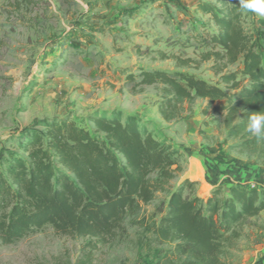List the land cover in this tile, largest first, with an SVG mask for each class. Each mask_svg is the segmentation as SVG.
<instances>
[{"label":"rangeland","instance_id":"rangeland-1","mask_svg":"<svg viewBox=\"0 0 264 264\" xmlns=\"http://www.w3.org/2000/svg\"><path fill=\"white\" fill-rule=\"evenodd\" d=\"M215 1L0 0V150L15 149L21 133L43 121H69L92 131L90 116L115 112L122 120L137 117L140 128L176 149L180 167L154 201L125 216L124 232L115 240L100 244L46 228L0 246V264H182L186 258L174 251L175 242L159 244L154 230L167 212L170 193L185 181L192 185L183 196L206 201L212 195L213 188L196 181L199 169L192 160L233 161L262 176L264 158L243 147L240 137L228 136L237 118L196 99L184 104L178 120L165 122L159 113L162 85L134 86L128 80L130 74L155 69L220 85L213 60L201 58L209 49L198 43L216 29L197 4L217 7ZM259 21L264 17L243 13V28L264 53ZM184 60L190 62L181 66ZM240 69L236 64L224 72ZM220 244L222 264H264V211L230 227Z\"/></svg>","mask_w":264,"mask_h":264},{"label":"trees","instance_id":"trees-1","mask_svg":"<svg viewBox=\"0 0 264 264\" xmlns=\"http://www.w3.org/2000/svg\"><path fill=\"white\" fill-rule=\"evenodd\" d=\"M201 2L216 29L199 37L209 49L220 85L184 72L141 70L128 75L134 86L162 85L159 113L165 122L180 118L184 104L196 99L217 104L216 113L237 118L228 136L264 158V138L246 131L247 117L264 111V53L242 26L239 0ZM264 31V21L258 22ZM190 61H181L186 66ZM239 64L241 69L224 72ZM138 80V81H137ZM92 131L69 121H43L21 133L16 148L0 150V246H9L51 228L55 234L107 244L123 234V220L156 199L180 172L178 151L140 128L135 116L92 115ZM5 154V155H4ZM151 176H155L151 180ZM184 182L170 193L167 212L154 230L159 244L174 243L182 264H222V234L264 211V188H213L206 200L183 196ZM88 246L95 248L90 243Z\"/></svg>","mask_w":264,"mask_h":264},{"label":"crops","instance_id":"crops-1","mask_svg":"<svg viewBox=\"0 0 264 264\" xmlns=\"http://www.w3.org/2000/svg\"><path fill=\"white\" fill-rule=\"evenodd\" d=\"M193 166L199 171L196 181L204 189L221 187L223 194H228L231 186L250 188L251 183H264V177L260 173L246 169L233 161L225 163H209L208 161L192 160ZM225 195V196H226Z\"/></svg>","mask_w":264,"mask_h":264},{"label":"clouds","instance_id":"clouds-1","mask_svg":"<svg viewBox=\"0 0 264 264\" xmlns=\"http://www.w3.org/2000/svg\"><path fill=\"white\" fill-rule=\"evenodd\" d=\"M238 8L264 17V0H239ZM246 131L257 139L264 138V111L252 113L247 117Z\"/></svg>","mask_w":264,"mask_h":264},{"label":"built area","instance_id":"built-area-1","mask_svg":"<svg viewBox=\"0 0 264 264\" xmlns=\"http://www.w3.org/2000/svg\"><path fill=\"white\" fill-rule=\"evenodd\" d=\"M262 176L264 177V169L262 172ZM259 187H263V186L261 184H258V183H251L249 189H258Z\"/></svg>","mask_w":264,"mask_h":264}]
</instances>
